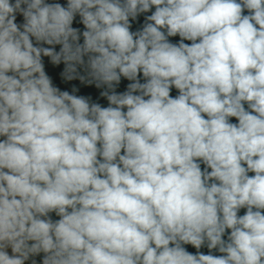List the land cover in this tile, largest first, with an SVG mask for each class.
Returning <instances> with one entry per match:
<instances>
[{
  "label": "clouds",
  "instance_id": "9594fccd",
  "mask_svg": "<svg viewBox=\"0 0 264 264\" xmlns=\"http://www.w3.org/2000/svg\"><path fill=\"white\" fill-rule=\"evenodd\" d=\"M41 253L264 264V0H0V264Z\"/></svg>",
  "mask_w": 264,
  "mask_h": 264
},
{
  "label": "water",
  "instance_id": "95a60500",
  "mask_svg": "<svg viewBox=\"0 0 264 264\" xmlns=\"http://www.w3.org/2000/svg\"><path fill=\"white\" fill-rule=\"evenodd\" d=\"M47 2L51 3V2H59L61 4H66V0H47ZM154 11V9H153ZM151 13H146V14H142L140 17L137 18L136 21H132V30H138L142 27L143 23H144V16L146 15H150ZM245 15L248 14V11L245 9L244 13ZM79 21V17H77V20L74 22V27H80L81 30H83V25L78 23ZM23 22V17L20 14H17V23H22ZM179 39V37H175V38H170V40H172L173 42L177 41ZM81 42H82V38H81ZM186 43H190L189 41H186ZM59 46H57L58 49ZM45 63H46V70L54 77H56L57 73L59 71L62 70L63 65H60L59 67H54L50 64H48V58H45ZM55 82L63 89H70L71 84L75 83L79 86V82L78 81H73V82H68V83H62L60 81V79H56ZM128 81L124 80L122 78V82L121 84L117 87V91L118 92H122L125 90L126 85H127ZM80 92L78 94H84V95H90L92 96L94 101H97L99 103H101L102 106L107 107L108 106V102L105 98L99 97V91L98 89H96L94 86H80ZM171 95L173 97H175L176 95H178V90L174 89L171 92ZM245 108L247 109V104H245ZM230 121L233 123H238V120L236 118H230ZM202 170L205 167L203 164H201ZM210 171V169H209ZM249 175H254V173H249ZM246 212V209H241L240 211V215H243ZM53 218V220H58L59 217H57L55 215V213L50 214ZM226 239V237H225ZM184 247L192 254H196L197 251L203 253V254H213V255H221L218 250H210L207 248V246H202L199 250L195 249L193 246L191 245H184ZM9 254H11V250L9 249ZM42 258H43V253H41L39 256L37 257H32L30 258L28 261L25 262V264H31L32 259H35L37 261V264H42Z\"/></svg>",
  "mask_w": 264,
  "mask_h": 264
}]
</instances>
